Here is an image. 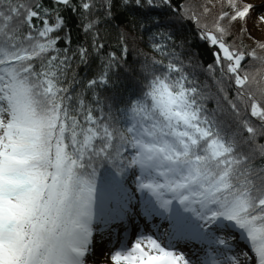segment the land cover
<instances>
[{"label":"snow or ice","instance_id":"obj_1","mask_svg":"<svg viewBox=\"0 0 264 264\" xmlns=\"http://www.w3.org/2000/svg\"><path fill=\"white\" fill-rule=\"evenodd\" d=\"M131 2L157 28L152 10L171 7ZM216 3L211 26L188 8L181 18L195 20L200 38L216 47L219 78L209 65L212 84L199 85L174 52L153 44L164 58L143 63V87L124 100L101 94L119 66L114 54L80 92L70 91L72 57L53 35L65 27L60 9L50 23L49 9L34 0H0V264H87L97 229L118 232L136 216L167 227L130 248L121 242L109 252L113 264H264V40L252 49L227 42L238 21L251 38L253 13L264 25V0ZM53 4L77 10L72 0ZM112 6L102 5L108 15ZM79 7L90 13L94 4ZM101 47L93 42L96 53ZM91 54L73 53L83 65ZM213 226L238 232L251 255L229 254L231 237L216 236ZM181 242L209 251L193 261Z\"/></svg>","mask_w":264,"mask_h":264},{"label":"trees","instance_id":"obj_2","mask_svg":"<svg viewBox=\"0 0 264 264\" xmlns=\"http://www.w3.org/2000/svg\"><path fill=\"white\" fill-rule=\"evenodd\" d=\"M34 2L40 4L42 8L49 9L50 23L55 20L53 8L60 9V15L64 18L65 27L53 35L59 37L56 47L61 50L68 48L67 55L72 57L65 83L70 86L73 94L80 92L88 80L95 78L102 70L103 63L113 54L119 66L114 68V74H111L112 87L102 90L101 94L122 97L124 100L134 93L138 94L144 83L140 74L143 63L153 58H164L153 48V44L164 45L166 52H174L183 63L185 71L190 74V78L199 85L212 84L208 71L209 65L215 66V74L219 78L220 65L215 64L213 55L217 51L216 47L200 38V30L195 20L181 18L184 9L188 8L200 16L202 23H208L211 26L220 12V5L216 3V0H171L170 8L164 6L153 9L149 16V21L152 17L162 21L159 28L146 22L145 10L136 7L131 0L127 5L123 3V0H112L111 15L107 14L106 7H102L106 4V0H91L94 8L90 13L79 7L81 0H72L77 7L76 11L64 8L62 5H54L53 0H34ZM214 4L215 7H213ZM205 7L210 10L207 14H204ZM85 16L88 20L95 22L90 32L85 31V25L88 22L84 19ZM241 23L238 21L233 25L232 36L227 42L238 45L242 43L248 49L255 48L257 41L264 40V25H257L256 17L252 14L247 20V28L251 32L250 38L247 33L241 35L239 31ZM94 41L96 45L103 46L99 53L93 50ZM80 47L89 48L92 53L88 65L81 64L78 56L73 55ZM125 47L128 50L126 55L123 52ZM130 67L135 68L136 71L128 70ZM225 87L229 88L230 95L233 94L234 85L230 86L227 78H225ZM85 94L91 96L90 92ZM206 104L208 108H214L216 101L208 100Z\"/></svg>","mask_w":264,"mask_h":264},{"label":"rangeland","instance_id":"obj_3","mask_svg":"<svg viewBox=\"0 0 264 264\" xmlns=\"http://www.w3.org/2000/svg\"><path fill=\"white\" fill-rule=\"evenodd\" d=\"M244 2L245 3H253L259 7L262 3V0H244ZM259 11L264 12V8H259ZM253 15H255V17H256L257 13H253ZM137 196H138V194H137ZM131 221H133L135 224H138L142 228V230L144 229L145 232L147 234H150V235H155V234H157V232H159V234H163L164 230L167 227V222L161 221L160 218H158V217L153 218L152 221L149 222L140 216H136ZM155 226H159V228L157 229V227H155ZM137 231H139V230H137ZM213 231L216 232V235L219 237H223L225 239H229L231 237V239H229V243L232 245V249H231V252L229 254L240 253L241 252L240 249H244V251L249 252V254L251 255L250 249L248 248L246 241L242 240L240 238L238 232H235L232 229L219 230V229H216L214 227H213ZM101 232L102 231H100L99 229H97L94 232V242L92 245V251L89 253V255L87 257V264H113V261L111 260V258L109 256V252H111L115 249L109 250L107 246H104L107 244L105 242V238L102 237ZM128 233H129V231H127L123 237H120L119 240L116 242L117 244H113L112 247L114 246V247L118 248L119 244L121 242H124L126 244H127V242H129L130 243L129 247H131L132 244L135 242V238L134 237L132 238L134 241L131 244L132 240L131 239L129 240V235H127ZM141 234L142 233H140L139 236ZM187 244H188V247H191V249L194 248L196 250H199L200 255L202 257L204 256L201 253V252H203V249H204L203 245H200L196 242H189ZM96 251H97L98 256H99L98 260L93 258V255L95 254ZM125 264H127V262H125ZM133 264H136V262H133ZM252 264H255V262L253 261Z\"/></svg>","mask_w":264,"mask_h":264},{"label":"bare ground","instance_id":"obj_4","mask_svg":"<svg viewBox=\"0 0 264 264\" xmlns=\"http://www.w3.org/2000/svg\"><path fill=\"white\" fill-rule=\"evenodd\" d=\"M137 230H140V226L138 224H135L133 221L130 220L124 227H122L120 230H118V232H116V235L114 237V242L116 243L119 240V238L123 237L127 231H129V233H128L129 240L132 239V237L135 238V236H137V233H136ZM131 244H132V242H131ZM127 245L129 246L130 243L127 242ZM183 246H184V248L182 250L185 251L186 253H188L189 258L192 259L193 261H195L197 259V254L200 256L198 251L190 252L191 250L187 247L186 244H183ZM98 257H99L98 253L96 251L95 254L93 255V258L98 260Z\"/></svg>","mask_w":264,"mask_h":264}]
</instances>
